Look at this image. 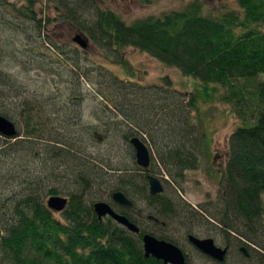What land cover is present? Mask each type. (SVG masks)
Returning <instances> with one entry per match:
<instances>
[{"label":"trees","instance_id":"trees-1","mask_svg":"<svg viewBox=\"0 0 264 264\" xmlns=\"http://www.w3.org/2000/svg\"><path fill=\"white\" fill-rule=\"evenodd\" d=\"M234 1L236 9L216 14L204 12L201 0H189L179 9L129 22L116 10L99 6L96 0L10 2L13 15L30 21L44 43L62 51L43 32L53 21L71 24L125 69L126 76L121 77L97 64L100 82L104 83L99 92L107 102L103 110L115 123L126 125L128 130L122 136L127 144L131 135H138L151 152V162L146 169L136 162L133 170L118 168L109 158L86 153L76 137L56 133L45 139L43 129L31 119L23 137L17 138L16 123L0 112L16 128L13 136L0 134V264H163L145 256L142 234L148 232L179 247L161 230L182 218L197 224L211 221L222 232L224 260H214L195 248L204 258L223 264L229 243L234 240L243 245L237 249L242 258L251 256L252 244L256 257L253 264H264V0ZM46 2L54 3L59 12L53 20L41 15ZM128 47L192 77L193 90L176 88L169 76H163L159 83L134 80L133 67L123 55ZM56 61L62 64L59 58ZM63 67L68 71L66 65ZM7 85L6 80H0L2 88ZM214 99L229 104L230 113L240 125L228 137V155L219 172L215 200L196 208L181 199L178 191H183L184 172L197 169L202 156L209 152L205 131L193 128L192 112L197 115L200 104ZM24 156H44L42 163L48 176L69 180L66 183L73 189L65 194L67 203L62 211L51 210L45 203L46 197L61 193V189L45 186L43 177L24 169ZM156 171H163L174 183L173 193H149L148 175L155 176ZM103 175L113 180L111 184L105 182L103 189L108 202L135 223L139 233L127 230L109 216L98 219L93 211V201H97L93 199L100 196L91 190L104 183ZM117 190L131 199L132 206L112 201L111 193ZM133 195L143 199L151 210L147 219L153 228L128 212L136 208ZM190 234L195 235L187 229L185 238ZM183 253L188 264L189 258Z\"/></svg>","mask_w":264,"mask_h":264},{"label":"rangeland","instance_id":"rangeland-1","mask_svg":"<svg viewBox=\"0 0 264 264\" xmlns=\"http://www.w3.org/2000/svg\"><path fill=\"white\" fill-rule=\"evenodd\" d=\"M11 1L15 0L0 1V80L4 79L9 83L7 87L0 86V112L6 113L16 123L19 133L17 138L23 137L27 121L31 119L32 123L43 129L41 133L45 134V139H51L56 133L76 137L86 153L109 158L118 168L133 170L135 161L132 159V146L127 144L122 136L128 129L125 124L115 123L114 118L103 110L107 102L99 92L104 83L100 82L101 69L97 64L104 65L121 77L126 76L125 69L113 63L93 45L89 38H87L86 50L74 43L72 41L74 34L84 35V33L76 30L71 24L53 21L48 23L43 32L45 37L53 39V43L62 47V51L48 45L47 42L44 43L36 35L38 32L30 21L13 15ZM187 1L189 0H96L99 6L116 10L128 22L179 9ZM201 2L204 12L211 11L217 14L237 8L234 0H201ZM39 7L40 3H37L35 8ZM43 7L42 16L52 20L57 17L59 12L54 3L46 2ZM123 51L124 57L133 67L134 80L144 84L159 83L163 76H169L176 88L193 90L194 79L183 75L178 68L167 66L132 47L124 48ZM57 58L62 64L56 61ZM64 65L68 67V71L65 70ZM16 93L17 95L14 96ZM70 96L73 97L71 101L68 100ZM26 107L31 110L30 115L23 114V111H28ZM107 107L112 108L110 105ZM229 107V104L214 99L212 103L200 104L197 115L192 112L193 128L197 132L205 131L209 152L206 157L202 156L197 169L184 172V181L181 184L183 191L178 196L196 208L208 200H215L217 196L219 172L228 155L227 140L231 131L240 125V121L230 113ZM131 136L138 135L135 133ZM40 141L46 142L41 139ZM43 160H45L44 156H24L21 163L30 174L43 177L45 186L55 185L60 188L61 193L57 195L67 197L65 194L69 189L72 190L73 186L66 183L69 180L48 176V173H45ZM107 174L112 173L107 172ZM154 174L165 187L163 193L166 196L170 192L173 193L175 185L169 177L163 171H156ZM102 181L104 183L91 190L96 196H100L93 200L109 201L107 192L103 189L105 182L111 184L113 180L108 175H103ZM103 194L105 196L101 198ZM132 198L136 202V208L128 212L139 216L146 227L153 228V223L147 219L151 210L147 208L146 202L138 195H133ZM214 224L211 221L197 224L194 220L182 218L171 221L161 231L178 242L179 247L189 258L188 264H217L199 254L185 238V231L190 229L198 237H211L216 245L224 247L222 232ZM229 245L228 255L223 264L255 262L254 245L249 246L251 256L248 259L242 258L237 251L239 246H243L242 244L231 240Z\"/></svg>","mask_w":264,"mask_h":264},{"label":"water","instance_id":"water-1","mask_svg":"<svg viewBox=\"0 0 264 264\" xmlns=\"http://www.w3.org/2000/svg\"><path fill=\"white\" fill-rule=\"evenodd\" d=\"M74 43H77L81 48L86 49L88 47V39L80 33L74 34L72 38ZM16 133L14 123L6 117L0 115V134L5 136H13ZM130 145L134 149V156L136 164L141 168H148L150 165V152L145 143L137 136H133L129 139ZM148 187L151 195L159 194L163 191V185L160 179L154 175H148ZM113 201L117 204L130 207L133 202L122 191H113L111 194ZM47 206L54 211H62L67 203V198L59 195H52L47 198L45 202ZM93 211L96 213L98 219L105 216H109L116 220L120 225L127 228V230L139 233V227L135 223L131 222L124 214L114 211L111 205L103 200H97L93 202ZM188 241L202 253L206 254L212 259L217 261H223L226 253V248L217 246L211 237H198L190 234L188 235ZM142 246L146 257L152 256L159 259L163 264H185V254L176 244L167 241L165 239H158L156 236L150 233H143ZM243 251L244 248H242Z\"/></svg>","mask_w":264,"mask_h":264},{"label":"bare ground","instance_id":"bare-ground-1","mask_svg":"<svg viewBox=\"0 0 264 264\" xmlns=\"http://www.w3.org/2000/svg\"><path fill=\"white\" fill-rule=\"evenodd\" d=\"M1 115V114H0ZM151 153V152H150ZM161 181V180H160ZM163 185V184H162ZM165 191V187H163V191L162 192H160V194L161 193H163ZM178 193L180 194V191H178ZM112 194V193H111ZM111 199H112V197H111ZM103 201H105V200H103ZM112 201H113V199H112ZM94 202V201H93ZM106 202H108V201H106ZM114 203H116L115 201H113ZM109 203V202H108ZM110 204V203H109ZM117 204V203H116ZM111 205V204H110ZM112 207V209L114 210V211H116L115 209H114V207L113 206H111ZM116 212H118V211H116ZM119 213V212H118ZM122 214V213H121ZM189 238V237H188ZM188 238L186 239L187 241H188ZM201 238H204V237H201ZM188 243L191 245V243L188 241ZM216 244V243H215ZM192 246V245H191ZM218 246V245H217ZM223 248H225V246L223 247Z\"/></svg>","mask_w":264,"mask_h":264}]
</instances>
